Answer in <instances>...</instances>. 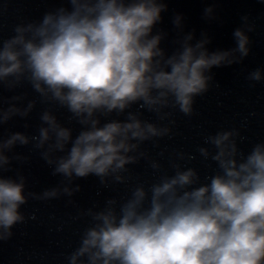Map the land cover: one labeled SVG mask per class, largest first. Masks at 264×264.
Here are the masks:
<instances>
[{
  "label": "clouds",
  "instance_id": "clouds-1",
  "mask_svg": "<svg viewBox=\"0 0 264 264\" xmlns=\"http://www.w3.org/2000/svg\"><path fill=\"white\" fill-rule=\"evenodd\" d=\"M59 3L0 39V128L17 117L27 120L38 103L45 106L37 134H0V241L10 240L13 228L26 222L21 208L29 199L71 198L81 191L75 181L89 176L103 188L128 185L134 179L128 166L146 160L161 173L155 182L146 186L136 178L126 198H108L103 208L93 204L74 218L89 219L78 246L65 257L68 264H264V142L245 154L235 127L205 136L206 146L197 151L216 169L203 181L195 168L180 163L194 155L175 152L169 175L142 148L171 138L177 112L195 114L196 98L214 85L213 69L249 56L248 33L255 27L249 17L242 16L233 30L234 47L210 50L207 31L195 39L194 32H184L183 14L175 13L169 53L162 47L167 33L156 29L168 11L166 0ZM213 12L210 4L202 18L216 20ZM246 79L264 81V70L256 68ZM26 86L35 98L17 92ZM57 109L80 126L78 134L61 123ZM145 111L155 122L143 118ZM29 145L52 176L62 177L58 185L26 192L27 177L19 168L14 177L4 175L14 161L29 162L14 151Z\"/></svg>",
  "mask_w": 264,
  "mask_h": 264
},
{
  "label": "water",
  "instance_id": "water-1",
  "mask_svg": "<svg viewBox=\"0 0 264 264\" xmlns=\"http://www.w3.org/2000/svg\"><path fill=\"white\" fill-rule=\"evenodd\" d=\"M168 11L162 13L163 22L156 25L167 37L162 41V47L170 53L175 45L172 40L176 31L172 25L175 13L183 14L184 32H194L195 39H200L201 31H207L211 37L210 50L228 49L235 46L232 32L241 26V17L247 15L254 31L248 33L251 44L250 54L240 64L231 67L213 69L215 81L213 87L203 97H197L194 105L195 114L186 117L177 112L174 115L176 124L172 128V136L158 140V147L152 142H145L142 148L148 151L150 157L161 163L163 171L173 174L169 159L175 152L183 151L195 156L192 161L180 162L187 167L195 168L201 180L212 175L216 165L210 159L205 161L197 149L204 145V137L213 135L220 130H230L233 127L240 131L243 141L238 139L241 151L247 154L252 146L264 142V81L250 82L246 79L249 72L256 68L264 70V2L261 0H166ZM214 5L213 15L216 20H204L203 10ZM59 0H0V39L13 35V27L21 22L39 20L45 11L59 7ZM255 83V86H251ZM26 91L29 99L35 98L30 87L18 89ZM16 93L3 92L10 96ZM45 106L37 104L36 109L27 120L19 117L9 121L0 128V134L10 132H27L37 134L40 125L39 114ZM56 115L61 123L73 129L75 136L80 126L74 121L69 123V113L65 109H57ZM112 118H116L113 114ZM144 119L155 122L153 114L144 112ZM123 119V117H120ZM29 128L25 129L24 124ZM16 153L30 157L26 164L13 162V171L5 176H15V169L27 177V191L42 192L46 188L59 184L62 177L52 176L51 168L40 158L31 145L14 150ZM164 155L161 156L160 153ZM133 181L128 185L114 184L103 188L98 178L89 176L87 179L76 180L81 185V191L69 198L63 196L50 201L29 199L21 211L26 216L24 224L13 228V237L8 241H0V264H68L65 257L70 254L79 242V235L87 226V217L74 219L81 210H87L93 204L97 210L104 207L108 198H126L131 193L136 178L145 185L155 182L161 173H154L149 161L141 160L139 164L129 165ZM74 201L69 204L68 200ZM35 217L31 219L30 217Z\"/></svg>",
  "mask_w": 264,
  "mask_h": 264
}]
</instances>
